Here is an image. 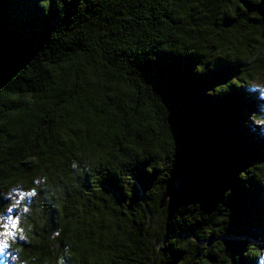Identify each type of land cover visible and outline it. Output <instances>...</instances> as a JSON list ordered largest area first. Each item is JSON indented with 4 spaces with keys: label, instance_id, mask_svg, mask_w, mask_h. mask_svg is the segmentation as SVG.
Returning <instances> with one entry per match:
<instances>
[{
    "label": "trees",
    "instance_id": "trees-1",
    "mask_svg": "<svg viewBox=\"0 0 264 264\" xmlns=\"http://www.w3.org/2000/svg\"><path fill=\"white\" fill-rule=\"evenodd\" d=\"M38 3L0 0V217L35 192L20 263L235 264L264 237V0Z\"/></svg>",
    "mask_w": 264,
    "mask_h": 264
},
{
    "label": "clouds",
    "instance_id": "clouds-1",
    "mask_svg": "<svg viewBox=\"0 0 264 264\" xmlns=\"http://www.w3.org/2000/svg\"><path fill=\"white\" fill-rule=\"evenodd\" d=\"M256 2L259 3L260 0H256ZM47 3H48V0H39V3H38V7L42 10L44 16H48L51 13L52 7H53V0H51V4H52L51 7L46 6ZM59 3H60V0H55V8H56L57 12L59 11V8L57 7V5ZM64 3H65V0H64ZM241 7H243V5H241ZM206 70L207 69L205 67L203 70H201L199 68V66H197V68H196V71L199 73H204ZM261 98L264 99V92H262ZM256 178L261 183H264V179H261L259 177H256ZM228 192H231V190H229ZM228 192L225 193V198H227L229 196V195H227ZM220 211L223 212V214H219V216L223 218L222 222L220 223V227L223 229V231L220 234V236H221L226 232L228 224L230 223L231 210L228 209L225 204L220 203L217 206L216 212L219 213ZM220 240H222V239H220ZM252 245L256 246L257 251L255 252V254L253 256L245 257L244 253L246 251H248L249 247ZM228 251L234 257L235 264H241V261L243 259H246L248 261H255V264H264V237H259L254 241L247 242L246 246L242 250V254L241 253L234 254L229 249H228ZM66 253H67V250H66ZM57 264H64L63 258H58Z\"/></svg>",
    "mask_w": 264,
    "mask_h": 264
},
{
    "label": "snow or ice",
    "instance_id": "snow-or-ice-1",
    "mask_svg": "<svg viewBox=\"0 0 264 264\" xmlns=\"http://www.w3.org/2000/svg\"><path fill=\"white\" fill-rule=\"evenodd\" d=\"M221 93H227V92H219L216 94H221ZM176 152H177V143H176ZM14 195L19 196L21 199L16 200L15 204H13L12 207H8L4 210L2 215L5 217L6 222H0V229H2L0 230V256L11 259H15V257L12 256L10 251V241H15L17 239L23 241L25 237L23 235H18V233L20 232V229L18 228L19 217L9 214L13 213L14 210L17 209V206L21 203V200H23L26 197H33L35 195V192L34 191L19 192ZM227 195H231V192H228ZM22 211L28 212V208L25 207L22 209Z\"/></svg>",
    "mask_w": 264,
    "mask_h": 264
},
{
    "label": "rangeland",
    "instance_id": "rangeland-1",
    "mask_svg": "<svg viewBox=\"0 0 264 264\" xmlns=\"http://www.w3.org/2000/svg\"><path fill=\"white\" fill-rule=\"evenodd\" d=\"M256 84L258 85L259 83L257 82ZM260 90L262 92H264V84L263 83H261ZM262 115H263L262 120L256 124L260 125L261 131L264 132V113H262ZM16 193H18V192H12L11 198L14 201V203H12L11 207L13 206V204H15L16 200L20 199L19 196L13 195ZM27 200H28V198L26 197L23 199V202L27 201ZM19 206H20V204L17 206V209L14 210V212L10 213L9 215L19 217L18 228L20 229V232L18 233V235H23L26 238V230L23 227V221H22L23 215H22L21 211H19V209H20ZM0 222H6V219L4 216L0 217ZM0 230H2V229H0ZM24 240L21 241V240L17 239L15 241H10V251H11L12 256L15 257V259L5 258V257L0 256V264H21L19 261V259H20V245L22 244V242H24Z\"/></svg>",
    "mask_w": 264,
    "mask_h": 264
},
{
    "label": "water",
    "instance_id": "water-1",
    "mask_svg": "<svg viewBox=\"0 0 264 264\" xmlns=\"http://www.w3.org/2000/svg\"><path fill=\"white\" fill-rule=\"evenodd\" d=\"M177 194L178 191L175 186L173 184H169L166 188L165 194L161 199L160 208H165L169 204V202L177 196Z\"/></svg>",
    "mask_w": 264,
    "mask_h": 264
}]
</instances>
